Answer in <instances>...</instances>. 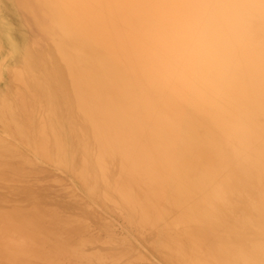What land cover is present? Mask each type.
<instances>
[{"label":"bare ground","instance_id":"1","mask_svg":"<svg viewBox=\"0 0 264 264\" xmlns=\"http://www.w3.org/2000/svg\"><path fill=\"white\" fill-rule=\"evenodd\" d=\"M27 2L74 19L109 52L98 66L111 92L105 117L75 100L71 113L55 104L43 143L49 159L148 232L169 264H264V0ZM76 65L59 71L71 80L81 74ZM17 164L0 167V184L34 172ZM29 183L0 189V202L10 211L11 200L56 208L50 221L37 206L21 209L30 226L55 231L56 245L20 252L60 259L81 237L112 264H136L128 247L81 233L87 217L62 179L26 194Z\"/></svg>","mask_w":264,"mask_h":264},{"label":"rangeland","instance_id":"2","mask_svg":"<svg viewBox=\"0 0 264 264\" xmlns=\"http://www.w3.org/2000/svg\"><path fill=\"white\" fill-rule=\"evenodd\" d=\"M75 22L74 19L63 22L56 12L46 14L29 6L27 0H0V167L10 165V169L21 163L23 168L38 171L32 173L28 169L30 174L24 171L28 173L25 176L9 174L4 180L6 185L1 183L0 189L17 188V185L30 182L26 185L29 189L26 194H29L33 187L45 191L56 189L55 181L62 179L69 187L68 197L80 204L87 217L88 224L83 223L82 234L98 237L102 242L115 241L116 248L121 251L128 247V258L136 264H169L150 242L152 238L148 232H140L123 212L111 209L98 193L95 192L97 196L76 177L74 170L59 167L45 152V131L55 104L62 103L63 108L71 113L75 100L84 107V112H92L95 107L100 117H105V102L111 93L101 85L99 79L105 77L98 67L109 56L108 50ZM75 63L78 66L76 72H81L79 77L70 80L66 73L59 71L62 65L66 71H72ZM58 72L63 74L58 75ZM93 76L96 81L91 79ZM70 82L76 84L69 85ZM52 84L66 96V102L54 99ZM71 89L79 90L81 95L72 93ZM39 172L46 173L47 177L35 178ZM118 186L113 177V189L121 190ZM10 203L12 211L0 202V264H112L110 258L99 255L92 244L83 245L81 237L80 242L74 239L73 244H69L68 252H65L67 257L60 259H44L45 256L42 258L39 254L20 252L25 248L33 251L38 243L46 241L49 244L56 237L55 231L45 225L43 227L47 230L30 226V221L22 215V207L43 209L46 221L56 220L58 210L48 209L42 201L35 205L28 200H11ZM34 221L41 219L37 217ZM57 254L62 256L61 252Z\"/></svg>","mask_w":264,"mask_h":264}]
</instances>
